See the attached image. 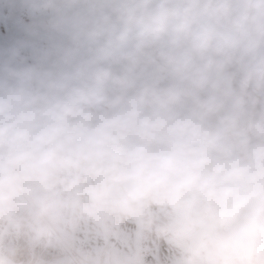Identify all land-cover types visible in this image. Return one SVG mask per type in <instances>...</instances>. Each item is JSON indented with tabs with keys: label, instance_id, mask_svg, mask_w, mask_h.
Here are the masks:
<instances>
[{
	"label": "clouds",
	"instance_id": "clouds-1",
	"mask_svg": "<svg viewBox=\"0 0 264 264\" xmlns=\"http://www.w3.org/2000/svg\"><path fill=\"white\" fill-rule=\"evenodd\" d=\"M98 12L75 35L106 45L72 74L74 48L0 65V218L175 235L243 219L232 250L259 258L264 0H100Z\"/></svg>",
	"mask_w": 264,
	"mask_h": 264
},
{
	"label": "rangeland",
	"instance_id": "rangeland-1",
	"mask_svg": "<svg viewBox=\"0 0 264 264\" xmlns=\"http://www.w3.org/2000/svg\"><path fill=\"white\" fill-rule=\"evenodd\" d=\"M48 0H0V65L6 60L32 65L45 51L55 48L76 49L74 65L91 58L106 45V38H76L75 25L99 15L100 0H60L59 10L45 5ZM54 17L65 23L58 30L45 27ZM151 211L159 209L153 207ZM12 218H0V264H264V253L237 256L231 241L243 219L208 220L190 234L148 233L141 221L117 223L82 216L68 231L39 223L38 239L27 244L21 234L5 247L9 233L18 226ZM14 230V231H15ZM7 239V240H6ZM5 248V249H4ZM14 250V251H13Z\"/></svg>",
	"mask_w": 264,
	"mask_h": 264
},
{
	"label": "built area",
	"instance_id": "built-area-1",
	"mask_svg": "<svg viewBox=\"0 0 264 264\" xmlns=\"http://www.w3.org/2000/svg\"><path fill=\"white\" fill-rule=\"evenodd\" d=\"M20 226L15 227L8 235L7 237V242L5 244V247H9V244L12 240H16V241H20L22 238L20 237L21 234L24 238V240L27 241V244L31 243V241L37 240L38 236H37V230L33 227H28L26 228L23 232H19L18 230H15L16 228H19ZM15 230V231H14ZM5 249V248H4Z\"/></svg>",
	"mask_w": 264,
	"mask_h": 264
}]
</instances>
